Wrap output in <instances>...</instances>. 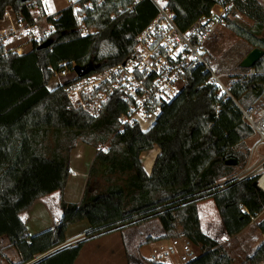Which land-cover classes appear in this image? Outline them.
Masks as SVG:
<instances>
[{"label": "trees", "instance_id": "16d2710c", "mask_svg": "<svg viewBox=\"0 0 264 264\" xmlns=\"http://www.w3.org/2000/svg\"><path fill=\"white\" fill-rule=\"evenodd\" d=\"M230 2L232 14L250 18L256 28L248 30L230 18L225 27L251 50L264 51V8L258 0H166V8L184 31L216 4ZM7 9L29 22L35 10L46 16L41 0H0V21ZM158 14L152 0H79L47 17L53 28L47 48L35 46L20 56L0 49V238H7L18 254L13 264H29L43 255L32 264H75L88 241L153 219L164 234L149 241L184 238L200 247L198 257L185 264H237L202 232L198 204L214 201L231 238L264 212V193L254 186L255 180L216 188L246 165L252 131L237 104L250 108L264 100V55L253 67L255 75L241 68L245 73L232 77L229 94L210 82L203 66L189 69L183 91L162 106L146 132L136 122L121 121L131 106L123 92H114L94 117L71 104L65 87L50 88L64 69L89 76L123 63ZM82 25L94 32L84 36ZM79 141L97 150L82 200L71 204L62 198L63 215L55 227L29 235L21 215L37 200L63 193ZM155 148L160 154L148 175L141 156ZM230 160L237 166L226 165ZM83 221L90 226L85 239L63 247L68 228ZM256 225L264 235V218ZM261 261L264 240L241 264Z\"/></svg>", "mask_w": 264, "mask_h": 264}, {"label": "built area", "instance_id": "2783aa9c", "mask_svg": "<svg viewBox=\"0 0 264 264\" xmlns=\"http://www.w3.org/2000/svg\"><path fill=\"white\" fill-rule=\"evenodd\" d=\"M45 1L41 0L42 3ZM152 1L159 14L138 35L131 55L123 63L89 76H81L78 72L76 82L65 87L68 99L74 107H79L95 117L114 92H123L131 106L128 114L121 116V121L136 122L141 131L146 132L155 124L162 106L170 103L183 91L188 70L197 65L203 66L210 74L211 83L229 94L228 88L222 82L223 76L214 73L207 62V44L218 28L224 26L231 17L233 3L216 4L208 16L201 17L183 31L175 23L166 3L160 5L157 0ZM45 24L41 19H34L32 22L22 20L12 9H7L0 21V49L4 54L20 56L30 52L35 46H42L53 36L52 26L47 24L48 31H44ZM81 29L84 36L94 32L85 25ZM61 67L64 68V65ZM74 72L75 70L64 69L57 75L67 77ZM255 73L254 69H250L248 74ZM237 106L242 113V121L252 131L247 140L251 141L248 145V159L239 173L228 181L221 180L216 188L225 187L230 181L253 179L257 188L264 193V111L257 106ZM183 252L184 264L198 257V252L190 244L183 245ZM175 255V247L161 246L151 254L150 259L160 263ZM259 264H264V261Z\"/></svg>", "mask_w": 264, "mask_h": 264}, {"label": "crops", "instance_id": "0c3cea01", "mask_svg": "<svg viewBox=\"0 0 264 264\" xmlns=\"http://www.w3.org/2000/svg\"><path fill=\"white\" fill-rule=\"evenodd\" d=\"M78 1L79 0H46L43 2L46 16L40 17L39 12L35 10L33 12L34 19H41L43 23L50 25L47 22L48 16L57 15L62 10L74 5ZM213 36H215V34ZM250 52L251 50L244 55L242 61ZM154 151H158V155L160 154V149L155 148L150 152ZM96 152L97 150L94 147L81 141L76 144L75 149L71 153V175L63 193L57 191L37 200L28 211L21 215V219L29 235L34 236L55 227L62 219L63 215L60 206L62 198H64L67 203L71 204L79 203L82 200L89 178L90 167L96 156ZM150 152L143 153L141 156L144 169L148 175H151L156 162L155 160L153 165H150V161L144 162L143 156ZM146 164H149V166L147 167ZM207 201L215 209L213 220H208L205 215V218H203L200 211L201 204ZM198 213L202 232L217 241L237 264L243 263L246 258L252 256L264 240V235L259 231L256 224L253 226L255 232L249 230L253 222L239 235L233 238L229 237L226 234L222 220L212 199L200 202L198 204ZM89 228V223L84 221L70 226L66 233L67 241L63 247H69L83 241ZM252 233L254 236L251 235ZM163 234L164 231L158 219H153L143 225L131 227L122 232H115L95 238L84 245L75 264H155V262L150 259V256L153 252L157 251L159 247L173 246L176 248L179 241L185 240L181 238L176 241H149L150 239H158L163 236ZM248 238L253 240L251 244L248 243ZM187 243L188 242H185V244ZM0 252L4 253L2 258H0L2 264H5V262L13 264L19 261L18 254L9 245L5 237L0 238ZM9 254H11V256H9ZM165 264L182 263L168 261L165 262Z\"/></svg>", "mask_w": 264, "mask_h": 264}, {"label": "rangeland", "instance_id": "374dc122", "mask_svg": "<svg viewBox=\"0 0 264 264\" xmlns=\"http://www.w3.org/2000/svg\"><path fill=\"white\" fill-rule=\"evenodd\" d=\"M157 1L158 3H160V5H164L166 3L165 0H157ZM258 1L264 8V0H258ZM230 19L232 21H235L237 24H240L242 27L248 30L250 29L255 30L256 28V23L253 20L237 12H234L231 15ZM47 27H48L47 24H45L44 31H48ZM260 37L264 38V30ZM249 50H251V46L246 41L237 37L234 33L229 31L225 27V25L220 26L218 28L217 32L215 33V36H213V38H211V41L207 44V58L209 61L208 62L209 66L214 71V73L223 76L222 82L227 88L229 87V84L232 82L231 81L232 77H235L240 74L243 75L245 73L244 71H242L240 64H241V61L244 55ZM59 77L60 76L58 75L54 76V78L50 82V88L59 86ZM252 106H257L261 111H264V100L253 102ZM250 143L251 141H248V142L246 141L247 148ZM106 148H108V144L103 146V149H106ZM151 153L158 154V151L145 154L146 155V159H144L145 163L152 161V159H150V157L152 156ZM146 165L148 167V164ZM241 170H242L241 168H238L236 171V174L239 173ZM200 211L203 215V218H205L204 217L205 215L206 218H208V220L214 219L215 209L209 204L208 201L201 204ZM262 218H264V212L255 221H253V224L250 225L249 230L255 232L253 226H255L257 221ZM84 222H87V221H84ZM77 226H80V225H77ZM251 235L254 236L253 233ZM248 239H249L248 243L251 244L253 240L251 238H248ZM185 242H187V240H181L178 242V246L176 247L177 255L170 256L160 263L173 261L174 263L181 262L182 264H184L182 262V255L184 254L183 245L185 244ZM187 244H190V243H187ZM193 249L197 251L198 254L200 253V248L193 246ZM3 255L4 253L1 252V256ZM9 256H11V254H9ZM5 264H8V262H5Z\"/></svg>", "mask_w": 264, "mask_h": 264}, {"label": "water", "instance_id": "95a60500", "mask_svg": "<svg viewBox=\"0 0 264 264\" xmlns=\"http://www.w3.org/2000/svg\"><path fill=\"white\" fill-rule=\"evenodd\" d=\"M22 2H29L31 0H21ZM50 45V42H46L42 46H40V49L47 48ZM264 55V51L260 49H253L251 52L244 58V60L241 62L240 67L243 69H253L255 64L262 58ZM77 74L78 70H75V72L72 75H69L67 77L60 76L59 77V86L60 87H66L77 80ZM226 165L228 166H237V162L235 160H230L226 162ZM254 186L257 188L256 183H254ZM55 251V250H53Z\"/></svg>", "mask_w": 264, "mask_h": 264}, {"label": "bare ground", "instance_id": "6f19581e", "mask_svg": "<svg viewBox=\"0 0 264 264\" xmlns=\"http://www.w3.org/2000/svg\"><path fill=\"white\" fill-rule=\"evenodd\" d=\"M151 155H152V156L150 157V159H152V161H151V162H149V163H150V165H151V164L153 165V164H154V161H155V159H156V158H157V156H158V154H153V153H151ZM143 158H144V159H146V155H144V156H143ZM148 166H149V164H148ZM149 169H150V168H149ZM149 169H148V171H149Z\"/></svg>", "mask_w": 264, "mask_h": 264}]
</instances>
